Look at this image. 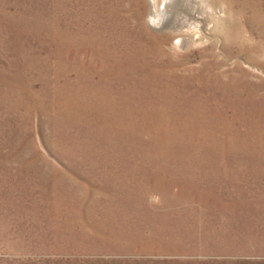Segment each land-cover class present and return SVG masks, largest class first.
<instances>
[{
	"label": "rangeland",
	"instance_id": "obj_1",
	"mask_svg": "<svg viewBox=\"0 0 264 264\" xmlns=\"http://www.w3.org/2000/svg\"><path fill=\"white\" fill-rule=\"evenodd\" d=\"M175 1L0 0V264H264V0Z\"/></svg>",
	"mask_w": 264,
	"mask_h": 264
},
{
	"label": "bare ground",
	"instance_id": "obj_2",
	"mask_svg": "<svg viewBox=\"0 0 264 264\" xmlns=\"http://www.w3.org/2000/svg\"><path fill=\"white\" fill-rule=\"evenodd\" d=\"M174 1L175 0H150V5L152 8V14L150 15V21L153 24L154 23H156V24L163 23L164 25H168V24L172 25L177 19V16L175 14L179 10V7L177 6V4H175L176 1L175 2ZM180 2H181V0H180ZM175 25H177V23H175ZM176 40L178 41L179 38ZM179 42L180 41H178V44H179Z\"/></svg>",
	"mask_w": 264,
	"mask_h": 264
}]
</instances>
